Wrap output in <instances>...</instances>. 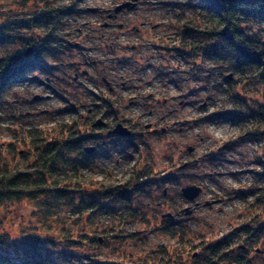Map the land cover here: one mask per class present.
<instances>
[{
    "label": "rangeland",
    "instance_id": "rangeland-1",
    "mask_svg": "<svg viewBox=\"0 0 264 264\" xmlns=\"http://www.w3.org/2000/svg\"><path fill=\"white\" fill-rule=\"evenodd\" d=\"M123 2L132 6L115 10ZM201 3L0 0V57L31 48L38 63L0 96V167L29 172L36 145L58 142L74 122L88 136L81 147H93L67 174L75 202L47 213L40 197L0 202V251L12 261L24 256L14 243L33 238L56 264H207L206 247L218 243L264 264V84L231 70L223 37L181 36L186 21L209 27ZM240 25L261 47L264 21ZM117 123L130 134L112 132ZM133 169L146 175L141 192L126 185ZM109 184L130 190V203L102 197ZM187 185L200 188L193 199L181 194ZM96 200L108 210L76 207Z\"/></svg>",
    "mask_w": 264,
    "mask_h": 264
},
{
    "label": "trees",
    "instance_id": "trees-1",
    "mask_svg": "<svg viewBox=\"0 0 264 264\" xmlns=\"http://www.w3.org/2000/svg\"><path fill=\"white\" fill-rule=\"evenodd\" d=\"M202 6L207 11L209 20V27L207 29L195 28L190 22L181 24V36H191L198 34L207 39H216L223 37L225 44L218 45L223 47L230 56L231 70L233 72L241 73L245 70L250 71L251 77L264 84V42L260 46L252 47L253 39L241 28L240 22L243 20L259 19L264 21V0H201ZM62 9L56 16L63 15ZM262 50L260 51V49ZM257 50V53L256 51ZM256 52V53H255ZM39 53V52H38ZM0 57V96L4 90L7 89L10 82L15 81L17 77L25 70L34 69L38 64L34 57ZM36 58V56H35ZM228 81L227 78H223ZM229 82V81H228ZM234 114V113H233ZM235 115L240 116L238 113ZM260 118L264 120V111L259 113ZM234 115H232L233 117ZM74 126L64 131V127L60 128L62 139L58 142H47L42 148L35 147V161L33 169L29 172L14 166L12 168L0 167V202L18 199L21 197L39 198V206L43 212L47 213L51 209V205L60 200L67 198L73 188H69L67 182L71 183L72 177H67L69 171L78 170V166H83L87 161V154L84 148L81 147L84 139L78 137L79 131L75 130ZM256 133V127L250 124L247 128V134ZM250 133V134H251ZM32 136V135H30ZM41 136V134H40ZM39 136V137H40ZM137 167V166H136ZM135 167V168H136ZM29 170V169H28ZM140 169H133L130 177L126 178V185H132V189L141 192L145 186L144 181L146 175H143ZM65 177V178H64ZM75 182V181H74ZM79 182V181H78ZM78 184V183H77ZM121 186L107 185L103 186L102 197L106 195H114L118 199L130 203V190L124 192ZM124 187V186H122ZM127 187V186H125ZM70 201L75 202L74 199L68 197ZM264 198V196H262ZM80 201L82 200L79 197ZM259 199V197H258ZM78 203L76 207L97 211H106L109 206L100 201H91L90 203ZM129 209V208H128ZM133 210L129 209L127 214H133ZM48 215H50L48 213ZM172 226L169 221L165 229ZM243 228V227H241ZM244 235L250 236L248 230H245ZM31 240V241H29ZM37 239H24L15 242L13 247L15 253L20 254L19 251L23 249V255L19 258L20 261L13 260L7 253L0 251V264H56L53 260L47 259L42 250L41 245H36ZM0 248H5L3 240H0ZM227 247L223 244L208 245L206 247V255L204 256L207 264H221L222 261H228L229 264H249L245 257L240 255L228 254ZM3 250V249H2ZM65 257L70 256L65 254ZM76 264H104L95 260L79 261Z\"/></svg>",
    "mask_w": 264,
    "mask_h": 264
},
{
    "label": "water",
    "instance_id": "water-1",
    "mask_svg": "<svg viewBox=\"0 0 264 264\" xmlns=\"http://www.w3.org/2000/svg\"><path fill=\"white\" fill-rule=\"evenodd\" d=\"M126 6H132V3L130 2H123L115 7V10L121 9L122 7ZM32 52L31 48H28L23 55L26 56L29 53ZM105 123L102 122L100 119L93 123V125H104ZM112 132L121 135V136H127L130 134L129 130L126 129L124 126H122L120 123H117L115 127L112 129ZM93 149V147H84L85 152H90ZM200 191V188L195 185H187L181 188V194L187 198V199H193Z\"/></svg>",
    "mask_w": 264,
    "mask_h": 264
},
{
    "label": "flooded vegetation",
    "instance_id": "flooded-vegetation-1",
    "mask_svg": "<svg viewBox=\"0 0 264 264\" xmlns=\"http://www.w3.org/2000/svg\"><path fill=\"white\" fill-rule=\"evenodd\" d=\"M104 126H106V122H105V125Z\"/></svg>",
    "mask_w": 264,
    "mask_h": 264
}]
</instances>
